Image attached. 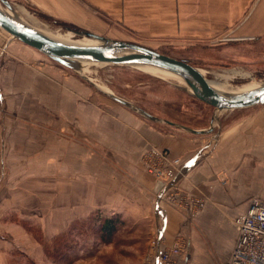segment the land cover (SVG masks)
Here are the masks:
<instances>
[{
	"label": "crops",
	"instance_id": "1",
	"mask_svg": "<svg viewBox=\"0 0 264 264\" xmlns=\"http://www.w3.org/2000/svg\"><path fill=\"white\" fill-rule=\"evenodd\" d=\"M11 1L49 18L157 51L163 46H176L180 51L201 49L215 38L228 37L219 49L220 55L247 59L250 56L244 55L245 48L238 45L249 46L264 36V0ZM22 47L12 43L0 28V172L4 179L0 186V264H26L28 256L35 260L41 258V247L38 256L30 254L22 246L21 240L25 237L19 234L26 232V220L38 219L27 212L36 209L40 193L48 187L43 184L44 178H50L49 193L54 198L48 220L42 221V226L47 233L51 229V237L65 224L59 216L58 201L59 157L64 154L59 151L58 134L52 133V139H44L41 122L44 120L42 83L48 82L42 76V67L35 64L39 59L37 54ZM4 48L13 55L3 53ZM56 89L52 92L57 97L60 90ZM66 95L68 122L65 127L72 132V139L66 140V157L75 160V98L68 92ZM125 107L134 112L124 114L119 112L122 108L115 106L110 116L122 115L126 122H106V117L99 121L100 167L105 168L110 162L133 164L134 211L147 212V215L152 211L156 238L164 235L166 245H172L180 235L188 242L187 253L176 264H229L239 234L236 219L246 212L251 198L264 199V104L252 109L248 118L237 121L228 118L217 129L216 112L213 117H202L197 124L181 123L198 130L213 125L214 130L208 134L162 126L138 110ZM52 110L55 112L51 114L59 116L58 102ZM50 125L57 130L63 128L57 122ZM81 129L83 144L78 158L83 164L82 172L75 174L69 166L66 170L69 180L66 189L70 196L66 208L71 219H74L75 203L71 200L75 199V187L79 186L80 179L83 190L90 187L87 183L91 178L90 162L97 157L91 154L90 134H85L90 131L87 122ZM155 147L168 150L171 157L180 159L181 189L206 198L204 207L194 217L188 210L170 206L154 196V181L144 174L139 163L144 153ZM44 163L48 165L45 171ZM108 167L114 171L109 174L114 179L118 167ZM100 176H103L101 172ZM85 194L88 193L84 190L82 195ZM89 197L82 207L88 211L95 209L91 208ZM106 205L105 201L96 207L115 208Z\"/></svg>",
	"mask_w": 264,
	"mask_h": 264
},
{
	"label": "rangeland",
	"instance_id": "2",
	"mask_svg": "<svg viewBox=\"0 0 264 264\" xmlns=\"http://www.w3.org/2000/svg\"><path fill=\"white\" fill-rule=\"evenodd\" d=\"M9 1L14 6L23 7L43 28L70 33L74 39L91 38L83 34L84 32L96 34L79 26H77L79 29L66 27L64 24H60V20L58 19L42 15L29 6ZM3 6L6 5L3 3ZM5 32L7 33V38H10L12 43H19L23 46L22 48H25L28 52L31 51L33 54H37L39 58L35 64L42 67V76L48 82L43 81L42 83L44 93L42 99L44 120L41 121L44 129L43 137L50 140L52 139V133L53 135L58 134L60 139L59 151L65 155H60L59 157L60 191L58 196L59 216L64 220L65 224L59 228L58 233L53 234L51 237V229L47 233L45 226H42V221L48 220L47 216L50 215V205L52 198H54H51L49 193L50 178H44L43 184H48L46 185L48 187L44 188L40 193V200L36 202V209L27 212L38 219L35 222L33 220H26L24 224L26 232L19 234V236L25 237L24 240H21V242L23 241L22 246L30 254H37L38 256L42 249L43 257L41 256L40 259L35 260L28 256L26 264H152L153 256H151V249L156 238V222L151 218L152 211L149 215H147V212L134 211L133 164L130 162L121 164L110 162L107 163L108 165L105 168L104 165L103 168L99 165L98 158L100 156L99 152H101L98 144L99 136L101 135L98 128L99 121L101 118L106 117V122H126L125 119H122V115L110 116L115 106L122 108L119 112H123L124 114L126 112H134L132 109L130 111L125 105L114 100L111 94L123 98L134 106L136 105V107H141L154 116H158L161 119L159 122H161L162 126L175 129V126L173 127V125L168 124L166 121H179L180 123L178 124H197L202 117H213L216 112L215 124L217 125V129L223 127L221 124L228 118L232 117L233 121L241 120L244 117L248 118L252 115V109H256L263 104L221 112L180 84L157 77L154 70L148 72L143 66L94 62H78L74 68L67 67L14 38L7 31ZM98 35L117 40L111 34ZM228 40V37L223 39L215 38L212 42L208 43V47L205 46L201 49L193 48L187 51H180L176 46H163L159 49V52L178 59L187 60L192 65L203 70L206 78L209 80L234 86H248L255 81L264 83V36L260 40L251 42L249 46L238 45L245 48L244 55L250 56L247 59L238 58L237 56L232 57V54L226 56L220 55L222 50L219 49L223 48L222 43ZM246 47L249 49H246ZM2 51L5 54L7 53L5 48ZM56 77L59 80L58 84L55 83ZM56 88L60 90V95L57 97L55 92H52V90L56 91ZM67 92L75 98V160L66 157V140L68 137L72 139V132L66 131L65 127L68 122ZM56 102H58L59 116L51 114L55 112L52 110V107H54ZM84 106L87 108L86 110L83 109ZM100 112H102V115ZM51 122H57L59 127L63 128L57 130L56 127L50 125ZM86 122L90 128V131L85 134H90L91 154L97 157L90 162L89 170L91 178L87 180L90 187L84 189L88 194L82 195L84 191L82 188L83 180L80 179L79 186L76 185L75 187V199L71 200L75 203V211L74 219H71L70 212L66 208L67 201L70 199L66 189L69 181L66 170H68L69 166V169L75 174L82 172L83 164L78 155H81L83 144L84 131L81 128ZM151 149L144 153L139 166L144 174L149 175L153 179L154 196L159 197V192L166 183L162 179L157 178L154 172L151 173L149 167L151 165L162 167L163 161L158 155L149 159L147 154ZM165 151L169 152L168 150ZM47 166V163H44L43 171H45V167L47 169ZM108 166L118 167V171L116 172L118 174L114 179L110 178L109 174L113 170ZM100 172L103 176H100ZM105 172L107 176L104 174ZM3 182L4 179L0 172V186ZM161 183L164 184L160 186ZM191 194L195 197L199 196ZM88 195L91 199V208H95H92L90 211L82 209V207L86 206L84 202L85 199L87 201ZM105 201L107 203L106 206H114L115 208L109 209V207L105 209V207H96L98 203H105ZM168 201L164 200V203L172 206ZM108 218H112L116 223V230L110 236L102 229L105 220ZM67 219L68 221H66Z\"/></svg>",
	"mask_w": 264,
	"mask_h": 264
},
{
	"label": "water",
	"instance_id": "3",
	"mask_svg": "<svg viewBox=\"0 0 264 264\" xmlns=\"http://www.w3.org/2000/svg\"><path fill=\"white\" fill-rule=\"evenodd\" d=\"M1 2L11 6L8 0H1ZM0 28L26 45L39 50L51 59L67 67H76L78 60L81 59L102 64H148L185 77L193 85V93L204 102L214 106L217 110L243 109L258 104H264V83L253 91L245 94L225 95L216 91L211 86L210 81L200 72L199 68L192 65L187 60L172 57L138 43L114 40L89 32H84L83 34L100 41V44L80 45L62 42L30 26L20 23L6 14L1 8ZM111 97L125 106L138 110L151 120H161L149 112L134 106L123 98L114 94H111ZM166 122L193 134H208L214 129L213 125L208 129L198 130L172 121L167 120ZM161 185H163V183H161L160 186Z\"/></svg>",
	"mask_w": 264,
	"mask_h": 264
},
{
	"label": "built area",
	"instance_id": "4",
	"mask_svg": "<svg viewBox=\"0 0 264 264\" xmlns=\"http://www.w3.org/2000/svg\"><path fill=\"white\" fill-rule=\"evenodd\" d=\"M155 155L162 158L163 166L151 165L149 170L166 183L159 192L158 198L161 201L169 200L172 206L188 210L194 217L204 207L206 198L195 197L180 189L179 178L182 176L180 159L173 158L169 152L156 148H152L147 157L150 159ZM235 222L239 234L229 264H264V199L251 198L246 212ZM151 250L152 264H176L178 258L187 253L188 242L183 235H180L172 245H166L164 235H160L155 239Z\"/></svg>",
	"mask_w": 264,
	"mask_h": 264
},
{
	"label": "bare ground",
	"instance_id": "5",
	"mask_svg": "<svg viewBox=\"0 0 264 264\" xmlns=\"http://www.w3.org/2000/svg\"><path fill=\"white\" fill-rule=\"evenodd\" d=\"M0 8L6 14L13 17L14 19L19 21L20 23L25 24L27 26H30V27L54 38V39L59 40V41L66 42V43L80 44V45L100 44V41L93 39V38L84 37L83 39H74L70 33L61 32L58 30L50 29V28H43V26H40V24H38V22L35 19H33L31 14H29L21 6H14L12 3H11V6H8V5L3 6V2H1V0H0ZM78 62L79 63H82V62H90L91 63V61L83 60V59L78 60ZM135 66H143L144 68L147 69L148 72H152V70H154L156 72L155 74L157 77H160L162 79H165V80L173 82V83L180 84L181 86H183V87L187 88L188 90L194 92V90H193L194 87L190 83V81L181 75H178L174 72L165 70V69L157 67V66L148 65V64H137ZM199 70L204 76L206 75L203 70H201V69H199ZM209 81H210L211 86L216 91H218L219 93L225 94V95L245 94V93H248L250 91H253L254 89L258 88L259 86H261L263 84V83H258L255 81L248 86H234V85H228V84H224V83L214 81V80H209ZM219 111H222V110H219Z\"/></svg>",
	"mask_w": 264,
	"mask_h": 264
},
{
	"label": "trees",
	"instance_id": "6",
	"mask_svg": "<svg viewBox=\"0 0 264 264\" xmlns=\"http://www.w3.org/2000/svg\"><path fill=\"white\" fill-rule=\"evenodd\" d=\"M60 24H64L66 27H71L74 29H79V27H77L76 25H72L69 23H65V22H59ZM102 229L104 232H106L107 235H112L115 230H116V223L114 222V220L112 218H108L105 220Z\"/></svg>",
	"mask_w": 264,
	"mask_h": 264
}]
</instances>
